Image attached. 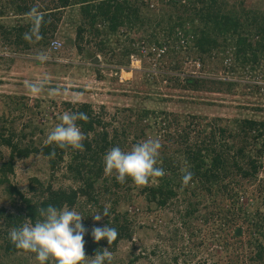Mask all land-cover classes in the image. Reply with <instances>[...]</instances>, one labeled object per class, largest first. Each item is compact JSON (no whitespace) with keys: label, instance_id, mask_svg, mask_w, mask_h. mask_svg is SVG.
Returning <instances> with one entry per match:
<instances>
[{"label":"trees","instance_id":"obj_1","mask_svg":"<svg viewBox=\"0 0 264 264\" xmlns=\"http://www.w3.org/2000/svg\"><path fill=\"white\" fill-rule=\"evenodd\" d=\"M157 3L169 13L164 18L156 14L159 16L153 20L144 17V13L150 12L151 4ZM76 7L84 20L73 44L77 55L86 54V59H95L106 51L104 41H98L105 26L112 35H117L122 27L131 30L153 27L154 33L148 36L144 45H155L157 52H149L148 57L154 59L153 64L159 71H163L160 60L177 53V30L184 33L186 41L190 36L200 64L205 65L207 60L215 57L214 54L222 55L225 62L231 59L228 67H224L226 75L236 74L248 66L252 69L260 67L264 59V7L253 8L239 0H0V19L9 15L17 19L9 27L0 25L3 40L13 50H18L13 51L16 55L34 49L43 53L49 50L56 37L65 11ZM24 18L28 23L22 24ZM159 33L161 39L157 36ZM127 54L129 57L131 51ZM159 54L161 57L156 61ZM77 67L94 70L97 79H104L101 68L84 64ZM63 68L65 72L75 69L72 65H63ZM171 70L174 74L165 71L160 77L171 82L176 90L239 95L251 88L237 81L210 79L193 73L179 75L182 72L175 66ZM153 75L158 76L157 73ZM252 88H256L252 94H262L258 86ZM178 101L184 103L183 98ZM63 106L70 109L69 113L82 112L88 116L86 121H76L85 137L83 150L37 141L34 139L37 128L29 133L22 131L20 140H16L15 132L8 129L7 117L0 118V124H4L0 126V191L6 195L4 201L7 203L0 205V250L6 257L29 253L11 242V230L35 224L42 219L39 210L49 205L76 209L83 199L98 213L109 207V216L102 218L99 227L108 224L118 231L117 239L110 244L106 240L96 242L92 231L87 232L89 243L85 254L92 257L104 248L115 252L122 242H131L139 215L145 213L147 218L156 215L155 223L158 224L160 213L174 206L178 207V223L182 228L178 230L175 226L176 234L185 229L189 240L201 237L196 247L206 253L207 258L201 256L197 264H264V120L221 117L207 120L198 115L143 109L135 121L150 123L143 125L141 135L133 142L159 140L161 148L156 166L165 174L150 178L146 185H137L131 178L119 183L116 174L108 172L104 165V157L112 148L132 149L127 131L114 130L110 134L108 127L111 124L105 122L92 104L63 102ZM55 120V126L61 123V119ZM28 139V144H23ZM2 147L9 150L7 160ZM33 156L47 160L52 181L72 184L54 189L52 184L43 186L33 179L29 190L33 196L21 191L11 177L19 161ZM188 173H191V179L186 182ZM121 188H126L129 193L124 197L123 213L119 212L121 206L116 192ZM134 191H138L136 197L132 194ZM108 195L116 196L111 206L107 202L101 203L100 197L105 199ZM142 200L147 209L143 213L136 210L132 219L128 208L141 207ZM83 226L88 230V223L84 222ZM153 227L140 226L146 231H153ZM210 244L214 248L210 249ZM192 257L198 258V253ZM135 261L138 258L132 263ZM172 261L177 263L179 257L174 255Z\"/></svg>","mask_w":264,"mask_h":264},{"label":"rangeland","instance_id":"obj_2","mask_svg":"<svg viewBox=\"0 0 264 264\" xmlns=\"http://www.w3.org/2000/svg\"><path fill=\"white\" fill-rule=\"evenodd\" d=\"M37 1L40 2V0ZM241 1L247 2L248 5L251 4L253 8L255 6L264 7V0H239V2ZM149 10L150 12L144 13L143 16L152 20L160 14L164 18L169 13L167 8L158 3L151 4ZM10 16L0 19V25H4V27L13 25L17 19ZM22 20V24L28 23L27 18ZM83 20L79 7L65 11L63 22L59 24V31L52 39L62 43V48L57 53H52L50 50L42 53L38 49H34L16 55L13 51L18 52V50H13L10 44L3 40L1 35L3 30L0 29V118L7 117L9 120L8 129L15 132L16 140H20L22 131L29 133L33 128H37L34 139L46 143L47 136L56 127L54 125L57 121L55 118L60 120L64 113L70 112L69 108L63 106V102L92 104L96 112L103 115L105 122L111 124L108 127L110 134L114 130L127 131L130 136L129 144L132 148L137 144L133 140L136 136L141 135L140 130L144 127L143 125H147V122L150 123V121L142 123L135 121L137 114L141 113L143 109L198 115L207 117V120L220 117L227 120L242 118L264 120V59L261 61V66L256 67L257 69L248 66L236 74L226 75L224 67H228L231 59L225 62L222 55L214 54L215 57L208 58L205 65L200 64L198 56L193 52L195 48L191 46L190 36L186 41L184 33L177 30L179 41L177 53H171L161 59L163 71H159L153 64V58L146 59L144 57L141 47L147 43L148 36L154 33L153 27H144L140 30L122 27L117 35H112L105 26L98 41H104L106 51L103 55L96 57L99 59L98 62L93 63L96 58L86 59V54L79 57L76 46L73 44L77 29L82 25ZM157 36L159 39L162 38L160 33ZM154 46V44H149L147 51L156 53L157 49ZM127 51H131L129 57L126 56L128 55ZM82 60L85 62L83 63ZM127 63L129 64L126 65ZM82 64L91 68H101L104 79H97L94 70L77 67ZM63 65H72L75 69H67L68 72H65ZM173 66L182 72L178 73L179 75L193 73L210 79L215 77L220 80L237 81L238 84L251 88L239 95L176 90L171 82L160 77L166 73L165 71L174 74V71L171 70ZM154 73H157L158 76L153 75ZM29 84L38 85L40 91L33 93L28 87ZM253 86H258L259 92L262 94H252L251 92L256 90V88H252ZM180 98L184 99V103L178 101ZM123 109L128 111L124 113ZM0 126L3 127L4 124L1 123ZM28 141L29 139L24 140L23 144H28ZM143 141L145 140H140V142ZM1 150L7 160L9 150L5 147H2ZM50 172L48 162L44 157L33 156L17 163L15 174L11 179L21 191L29 196H33V193L29 192L33 179H37L43 186L52 184L54 189L68 187L72 184V182L52 181ZM126 191V188L116 191L121 213L125 211L124 197L129 194ZM137 192H132L133 196L136 197ZM4 198L6 199V195L0 191L1 206L7 205ZM100 199L101 203L107 202L111 206V202L116 200V196L108 195L105 199L101 196ZM136 199L141 202L139 197ZM92 206L86 204L82 199L75 209L84 216L83 225L84 222L88 223L87 232L102 224V220L99 222L94 220L93 215L98 212ZM145 206L146 203L142 200L141 207H129L131 218L134 219L136 210L137 212L138 209L141 212L145 211L147 209ZM178 211V207L174 206L162 211L158 224L155 223L156 215L147 218V215L142 212L143 214L135 220L133 240L122 242L115 252H111L113 254L112 264H197L201 256L207 258V254L199 251L196 247L197 243L201 241V237L193 241L189 240L185 229L176 234L175 226L179 227L178 230L182 229L181 224L178 223L180 222ZM142 225L145 228L150 225L154 226L153 231L140 228ZM201 235L203 236V232ZM84 239L85 251L89 243L87 234ZM209 248H214V246L212 247L210 244ZM186 252L189 253L187 257ZM196 253H198V258H193L192 255ZM174 255L179 257L177 263L172 261ZM86 256L92 257L87 254ZM136 258L138 261L132 263ZM186 259L190 260L186 262ZM0 264H39V262L36 255L31 252L6 257L0 250ZM49 264L55 263L50 259Z\"/></svg>","mask_w":264,"mask_h":264},{"label":"clouds","instance_id":"obj_3","mask_svg":"<svg viewBox=\"0 0 264 264\" xmlns=\"http://www.w3.org/2000/svg\"><path fill=\"white\" fill-rule=\"evenodd\" d=\"M33 93H38L40 87L29 84ZM85 113H64L61 123L47 136L48 144H56L60 148L71 147L83 150L85 139L77 120L86 121ZM161 144L157 139H149L133 146L130 151L114 147L104 157V165L108 172L115 173L119 183L126 178L137 185H146L150 178L163 176L164 170L157 167ZM54 155V154H52ZM191 179V173L185 176V181ZM41 220L35 224H25L14 228L9 233V239L18 249L36 254L39 264H49L50 259L56 264H112L113 254L104 248L96 252L94 257H87L84 251L87 229L83 226L84 216L75 209L67 207L58 209L49 205L40 209ZM110 209L105 207L102 213L93 215L99 222L109 216ZM91 235L96 242L106 240L108 244L115 241L118 231L105 225L94 227Z\"/></svg>","mask_w":264,"mask_h":264},{"label":"built area","instance_id":"obj_4","mask_svg":"<svg viewBox=\"0 0 264 264\" xmlns=\"http://www.w3.org/2000/svg\"><path fill=\"white\" fill-rule=\"evenodd\" d=\"M142 47V53L143 55H145L144 57L147 59L148 58V54L149 52L147 51L148 46H141ZM62 48V43L59 42L58 40H52L50 45H49V50L52 53H57L60 49ZM150 49V48H149ZM165 50L161 51V54L164 53ZM148 52V54H146ZM158 57H160V54L158 55Z\"/></svg>","mask_w":264,"mask_h":264},{"label":"water","instance_id":"obj_5","mask_svg":"<svg viewBox=\"0 0 264 264\" xmlns=\"http://www.w3.org/2000/svg\"><path fill=\"white\" fill-rule=\"evenodd\" d=\"M99 61V59L98 58H96L95 60H94V62L93 63H95V62H98Z\"/></svg>","mask_w":264,"mask_h":264}]
</instances>
